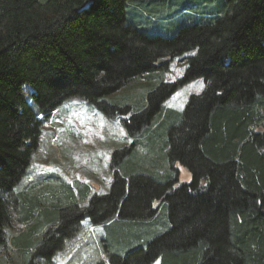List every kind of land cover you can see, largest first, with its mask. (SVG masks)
<instances>
[{
	"label": "trees",
	"instance_id": "16d2710c",
	"mask_svg": "<svg viewBox=\"0 0 264 264\" xmlns=\"http://www.w3.org/2000/svg\"><path fill=\"white\" fill-rule=\"evenodd\" d=\"M203 1L0 0V254L57 264L89 221L107 232L98 264H264V0H219L211 14ZM183 57V77L165 82ZM153 76L140 100L111 99ZM198 80L184 111L165 108ZM71 99L131 140L112 154L107 194L24 185L44 125ZM177 164L193 178L179 188ZM14 222L27 229L11 237Z\"/></svg>",
	"mask_w": 264,
	"mask_h": 264
},
{
	"label": "rangeland",
	"instance_id": "374dc122",
	"mask_svg": "<svg viewBox=\"0 0 264 264\" xmlns=\"http://www.w3.org/2000/svg\"><path fill=\"white\" fill-rule=\"evenodd\" d=\"M218 1H203L202 3L200 1L199 4L197 3L200 8L197 10L198 13L211 14V12H219L221 8L217 6ZM195 17H189L190 20L183 18L180 20V24L195 21ZM141 28H143L141 30L146 35H162L161 32L165 33L164 30L149 25ZM194 54L191 53L189 56ZM186 68L185 57L175 60L171 64L169 72L164 76L165 82H176L183 77ZM158 82L159 79H155L154 76L150 79L136 80L113 95L111 99H127L128 103H133L136 99L140 100ZM204 89L203 80L190 83L178 90L165 104V108L182 112L189 98L192 95H200ZM25 90L29 91L30 89L25 87ZM128 118L129 116L125 119ZM130 142L131 140L119 120L105 117L94 106L83 101L67 100L44 125L40 148L32 159L31 168L33 170L31 169V173H28L24 178V185L27 190L32 189L29 184L36 185V190L51 186L49 192H52L62 189V186L57 183L72 188L70 183L76 185L79 182L78 192L87 188L88 198L96 194H107L113 181L112 171L109 169L112 154L117 150L128 147ZM137 150L143 154L147 152V149L143 146H140ZM175 168L178 172V182L175 188L192 181V174L186 167L177 164ZM32 171H35L36 175H32ZM47 175L55 176L54 178L59 179V182H56L58 180L52 179V177H48L47 180L43 181L38 178ZM87 203L86 200L79 203V205L80 207H86ZM157 206L158 203H155V207ZM87 225L89 224L81 227L77 237L65 241V251L59 254L57 264H98L100 259L105 260L100 245L101 241L107 238L106 230L104 228L103 230L102 228L99 229L98 232L96 228L92 231L87 230ZM26 229V227L14 222L10 229L11 237L22 234ZM74 255L76 256L72 259ZM21 257L22 255L18 249L9 245L8 250L5 249L0 254V264H22ZM156 264H159V262Z\"/></svg>",
	"mask_w": 264,
	"mask_h": 264
},
{
	"label": "crops",
	"instance_id": "0c3cea01",
	"mask_svg": "<svg viewBox=\"0 0 264 264\" xmlns=\"http://www.w3.org/2000/svg\"><path fill=\"white\" fill-rule=\"evenodd\" d=\"M48 177H51V175L41 176V177H38V178H39V180L43 181V180H45V179L47 180ZM77 184H79V182H78ZM77 184H76V185H73L72 183H70V186H72V188H71V187H70V188H71L72 190H74V193L76 194V195H75L76 197H78V195H79V193H80V192H78ZM66 186H68V185H66ZM79 188H80V187H79ZM86 224H89V225H87V227H88L87 230H89V227L92 226V225L90 224L89 221H85V222H83L82 225H81V227H85ZM95 228H96V230H97V232H98V230L101 229L102 227L99 226V227H95ZM102 230H103V228H102ZM77 236H78V235H77ZM77 236H76V237H77ZM72 244H73V243H72ZM92 245H93V244H92ZM70 246H71V245H70ZM75 256H76V255H74V256L72 257V259L75 258ZM58 257H59V255H58ZM58 257H57V258H58ZM102 260H104V259H100V261H102ZM57 261H58V260H57Z\"/></svg>",
	"mask_w": 264,
	"mask_h": 264
},
{
	"label": "built area",
	"instance_id": "2783aa9c",
	"mask_svg": "<svg viewBox=\"0 0 264 264\" xmlns=\"http://www.w3.org/2000/svg\"><path fill=\"white\" fill-rule=\"evenodd\" d=\"M42 117H39V119H41Z\"/></svg>",
	"mask_w": 264,
	"mask_h": 264
}]
</instances>
